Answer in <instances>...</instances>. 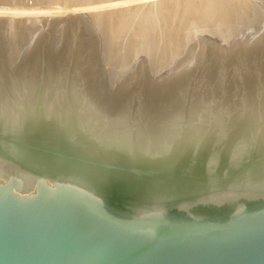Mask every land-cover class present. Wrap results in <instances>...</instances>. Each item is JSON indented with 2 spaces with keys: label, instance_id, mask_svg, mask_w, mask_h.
Returning a JSON list of instances; mask_svg holds the SVG:
<instances>
[{
  "label": "water",
  "instance_id": "obj_1",
  "mask_svg": "<svg viewBox=\"0 0 264 264\" xmlns=\"http://www.w3.org/2000/svg\"><path fill=\"white\" fill-rule=\"evenodd\" d=\"M59 130L0 131V264H264V186L199 191L261 168L252 126L189 138L164 159Z\"/></svg>",
  "mask_w": 264,
  "mask_h": 264
},
{
  "label": "bare ground",
  "instance_id": "obj_2",
  "mask_svg": "<svg viewBox=\"0 0 264 264\" xmlns=\"http://www.w3.org/2000/svg\"><path fill=\"white\" fill-rule=\"evenodd\" d=\"M46 1H48V0H46ZM66 1H68V3L73 2V4H75L76 0H66ZM209 1L206 0V2H209ZM88 2L90 3V1H88ZM206 2L204 1L205 6H203V5L201 7L199 6L200 8L203 7L204 11H203V9H200L197 7L199 10L197 14L200 13L201 17L205 15L204 14L206 11L205 7L208 8L207 6H209L211 1L207 4V6H206ZM222 2H220V3L223 5L224 2L223 3ZM227 2H228V0H227ZM248 2H250V1H248ZM114 3L112 5H115ZM121 3H122V5L124 4L123 2H121ZM121 3L119 2V5ZM245 4H246V2H245ZM245 4H243V5H245ZM83 5L84 6H82V7L85 8L86 3ZM211 5L212 4H210V6ZM97 6H98V4H97ZM216 6H218V5H216ZM224 6L225 5H223V7ZM249 6L251 7V5H249ZM66 7H68V6H66ZM69 7H70L69 8L70 10H73L72 13H70L71 15L67 14L68 23H69L68 32H69L70 36L66 42H68L67 44H69L70 57L68 60V47H67V49L65 48L66 50L63 51V54H61V57L60 56L59 57L53 56V58H50L49 60L57 61V62H55L57 65H60V63H61V65L58 68L54 69V72L52 74L49 72L50 74L44 73L43 76L39 75L40 73L37 75H34V72L31 71V70H34V68L29 67L28 69H25V68L22 69V67L24 66V62L20 61L21 58L17 55V52L16 53L14 52V54H16L17 57L15 55H12L11 54L12 52H11L10 54L12 55V58H11V56H9V62H8V60L6 61L9 64L11 63V65H10L11 68L7 67L5 65L6 64L5 62H4L5 64L3 63L1 56H0V131L3 132L5 130H9V132H10L12 130H17V129H20L22 127L26 128L28 130H32V128L33 129H40V130L41 129H52V128H54V129L59 128L60 129L61 128L62 130L61 131L59 130L60 131L59 133H61V132H62L61 134L65 133V134H63L65 137H68V136L77 137L78 138L77 140L80 143L88 142V140L91 141L93 138L96 140L98 139L99 141H100V139L101 140L104 139V140H107V143L98 144V145H100V147H108V146L113 147V145L115 147L123 146L124 148H126L132 152H143L144 155L150 156L153 159H156L157 157L160 159H164L162 157H159L160 155H162V153L172 155L175 152H179V150L181 148H183L188 143L187 141L189 140V138L192 139V138L198 137L199 135L202 136V135L208 134L210 137H214V138L216 137V139H219L221 136V135H219L220 133L224 135V133L228 131L227 130L228 125L237 126L240 124L246 128L248 126H252V131H249L248 133H251V135H253V134L259 135L260 140L264 143V20H262V17L264 15L261 16L259 13L261 21H259V17H257L259 15L256 16V18H258V19H256V21H259L258 22L259 24L256 26V23H255L256 21L254 20L255 27L253 29H250V31L248 30V32H246L244 34V36H241V37L236 39L237 41L246 42L247 48H248V50H250L247 53L248 55L246 54L247 55L246 59L243 60V59H241L240 56H236V57H238L236 59V57L232 56L234 58L233 59L234 62H231V61L227 62L226 63L227 66H223L222 68H219L218 70L215 68L214 69H208V67H207L208 65L205 64V61L207 59H209V57H211L212 54L204 53L202 60L199 57L198 60L196 59V61H194L192 63V65H190L186 70L183 71V76L186 75L185 77L188 79V82L186 83V85H184L182 93H177L175 99H173L172 102L170 101L171 99H169L170 98L169 95H167V97L165 96L166 94H164V93H166V90L155 91L156 89L154 90V88L152 87L153 91H151V88L149 90V87H148V90L146 89V91H144V92H146V94L142 91L143 95L141 93L139 95V93L136 92V90H138V89H136V87L139 85L131 86V84L133 82L131 83L128 81V83H131V84H129V85L127 84V86H124V88H122V93H120L119 98L116 97L113 100V102L106 103L108 101L109 97L104 95L105 97H107V98H105L107 101L103 102L104 101V98H103V101H102L103 103H102V102H99L101 100L98 101V97H100V96H97V89L95 88V85L93 82V81H95V80H93L94 76L91 77V74H93L92 71L94 69H92V68H91L92 70L90 69L91 66L89 67V64H90L89 59L87 58V56H85L87 54H84V52H83V51H85V48L88 46V43H89L88 39H86L87 36H86L85 27L87 25L89 26L91 23H93L92 25H94V23L97 22L98 20L96 21L94 18H92L95 20V22L91 21V23L89 24L88 20L90 18L88 20H86V18H85V20L87 21L85 23L86 24L88 23V24L86 26H83V22L80 18V14L83 12V11H80V8H82L81 4L79 6L80 8H78V7L76 8V6H75L72 9L73 6L71 7V5ZM252 8H250V10H252ZM258 8H259V6H258ZM55 9H57V7ZM255 9H257V6L254 7V10ZM89 10H91V8ZM193 10H192V12H190V11H188V12L191 13L192 18H195L196 15H195V17H193V15L196 14L197 9H195L196 11L194 13H193ZM209 10H211V7H209V9L207 11H209ZM212 10L209 12V14L207 13L206 16L202 17V20H203V18L207 17L208 15H211L210 13L212 12ZM246 10H248V9H246ZM57 11H59V10H57ZM86 11H88V10H86ZM233 11H234V9H233ZM260 11H262V10H260ZM65 12H63V13H65ZM69 12H71V11H69ZM95 12H96V10H95ZM231 12H232V9H231ZM245 12H244V14H246ZM262 13H264V12H262ZM59 14H61V13H59ZM121 14H120V17H121ZM142 14H143V12H142ZM189 14H187V15H189ZM85 15H84V17H85ZM97 15H98V13H97ZM128 15H130V14H128ZM147 15L149 16V14H147ZM226 15L228 16V13ZM232 15H234V14H232ZM232 15H230V16H232ZM90 16H93V14ZM99 16H101V15H99ZM111 16H112V14H111ZM151 16L153 17V15H151ZM151 16H149V17H151ZM185 16L186 15L184 14V19L188 18V17L185 18ZM240 16L241 15H239V17ZM87 17H88V14H87ZM143 17H146V15H144ZM149 17H148V19H149ZM197 17H199V18H197ZM197 17H196V19H198V20H196L197 21L196 23H198L199 19H201L200 16H197ZM247 17H249V16H247ZM106 18H107V16H106ZM128 19H129V17H128ZM182 19H183V17H182ZM135 20H136V18H135ZM179 20L181 21V19H179ZM193 20L194 19H192V21ZM204 20H206V18ZM218 20H220V19H217V21ZM122 21L125 22L126 19L122 20ZM206 21L208 23V21H210V20L207 19ZM46 22H47V20H46ZM99 22H100V25H102L101 21H99ZM99 22H97V24L95 23L97 25V28L95 25V28L93 27V30H96V29L98 30ZM111 22H112V20H111ZM117 22L119 23V21H117ZM144 22H147V21H144ZM201 22H205V21H200V23ZM213 22L214 21H212V24H213ZM118 23L117 24L115 23V24L118 25ZM182 23H184V22H182ZM115 24L113 27H111L112 25L110 24V22L107 24V25H109V27H108L109 32L108 33L112 32L111 31L112 28H113L112 30H114L115 33H117L116 32L117 28H116ZM126 24H128L127 21H126ZM126 24H124V25L126 26ZM186 24H188V23H186ZM47 25H49V24H47ZM54 25H56V24H54ZM103 25L105 26V24H103ZM154 25H155V23H154ZM184 25H183V27H184ZM225 25H227V24H225ZM196 26H197V24H196ZM110 27H111V29H110ZM149 27H152V26H149ZM230 27H231V25H230ZM252 27H253V25H252ZM90 28H91V25H90ZM115 28H116V30H115ZM145 28L146 27H144L143 30ZM155 28L156 27H154V29ZM245 28L247 29V27H245ZM224 29H225V27H224ZM41 30H43V29H41ZM90 30H92V28ZM90 30H88L89 33H90ZM104 30H105V28H104ZM180 30H181V27H180ZM114 31L110 34L111 37H113L112 34L114 33ZM239 31H241V30H239ZM106 32H107V30H106ZM238 34H239V32H238ZM181 35H183V34H181ZM98 36H100V35H98ZM116 36L117 35H114L115 38H116ZM111 37H109V38H111ZM187 37H188V35H187ZM36 39H37V37H36ZM159 40H161V39H159ZM20 41L22 43L23 40L20 39ZM20 41H18V42H20ZM145 41H143V42H145ZM108 42H113V41H108ZM171 42L173 43V41H171ZM35 43L37 44V53H36V55H34L35 58L29 59V61L32 63H31V65H27V66H32L33 62L35 60H37V61L38 60H40V61L45 60L44 57L47 56V54L44 52L45 38L43 36H41V38L37 42L35 40ZM129 45H131V44H129ZM138 45H139V43H138ZM138 45H137V47H138ZM173 45L174 44H172V47H173ZM8 46H9V44H8ZM21 46H20V48H22L24 46V44L22 47ZM184 46H182V47L184 48ZM18 47L19 46H17V48ZM108 47H110V46H108ZM114 47H115V43H114ZM131 47H133V46H131ZM135 47H133V48H135ZM46 48H48L47 45H46ZM116 49L117 48H115V51H116ZM22 50H23V48H22ZM169 50H170V48H169ZM171 51H170V53H171ZM79 52L80 53L82 52L80 54L81 55L80 57L77 56V53H79ZM104 52H105V50H104ZM127 52H128V50H127ZM135 52H136V50H135ZM128 53H130V52H128ZM231 54H233V53H231ZM179 55H180V53H179ZM115 56H118V55L116 54ZM7 57L3 58V59L6 60ZM126 58H128V56ZM131 58H133V57H131ZM131 58L129 60H131ZM175 58H177V57H175ZM181 58H182V56H181ZM111 59H114V58H111ZM171 59H173V58H171ZM73 61H74V63H73ZM93 61L94 60H92L91 63ZM35 64H36V62L34 63V65ZM116 64H117V62H116ZM171 64H172V61H171ZM161 67H162V65H161ZM179 69H181V68H179ZM24 71H28V72L24 73ZM49 71H50V69H49ZM124 71H126V70H124ZM95 72H96V70H95ZM106 72H107V70H106ZM97 73H99V71ZM138 74H140V72H138ZM143 75H144V73H143ZM178 75H179V73H178ZM130 76H132V75H130ZM136 76L137 75H135L134 78H136ZM129 78L126 79V81L129 80ZM134 78H133V80H134ZM148 78H151V77L148 76ZM95 79L97 80V78H95ZM169 80H170V78H169ZM116 81H118V80H115V82ZM166 82H167V78H166ZM96 83H98V82L96 81ZM107 83L106 84L104 83V84L107 85ZM111 83L113 85V82H111ZM111 83H110V85H111ZM119 83H117V84H119ZM172 84H174V83H172ZM149 85H151V83H149ZM96 86H97V84H96ZM99 87H100V83H99ZM106 87H108V86H106ZM118 88H116V89H118ZM155 88H157V87H155ZM114 89H115V86H114ZM157 90H158V88H157ZM107 92L109 94L110 89ZM107 92H106V94H107ZM112 94L115 97V94H117V93H115V94L112 93ZM172 94H173V92H172ZM99 95H101V94H99ZM161 95L165 96L164 101L158 102L157 103L158 105H154L151 103V101H152V100L150 101L151 98L159 97ZM113 96H111V97H113ZM162 96H161V98H162ZM16 121H18V122H16ZM56 136L58 137V135H56ZM238 140L239 141L236 142V144L234 145V149L232 150L233 157L230 158V160H229L231 163L236 161L237 160L236 156H239L241 154V150L243 148V145L246 142L245 135H240ZM146 142L152 143V144H149L150 147L149 146L145 147L143 145V144H146ZM93 146H95V145H93ZM246 146H247V144H246ZM96 148H98V147L96 146ZM166 157H168V156H166ZM2 161L3 160H0V172L8 170L7 169L8 166L6 165L5 162H2ZM8 172H10V171H7V173ZM215 184H217V183L211 182L209 185L205 184L199 189H201V191L205 192L206 190H210V189H213V187H215V189L212 192H218V191H222V190L228 192L231 189H233V191L237 190V188H240L241 186H244V188L246 186H251V185H255L256 187L257 186H260V187L264 186V160H262L261 168L259 170L254 171L252 168V171H251L248 168L247 169L242 168V169H240V172H238L237 175H235V177L233 179L227 180V182H225L222 185H215ZM260 187H258V188H260ZM153 188H154L153 189L154 192H152V193H154V194H150V196L153 197V200L156 202L157 200L161 199V197L164 196V194H160V193L165 192L166 187H165V185H162V186L160 185L157 187L153 186ZM157 190H159L160 192Z\"/></svg>",
  "mask_w": 264,
  "mask_h": 264
},
{
  "label": "rangeland",
  "instance_id": "obj_3",
  "mask_svg": "<svg viewBox=\"0 0 264 264\" xmlns=\"http://www.w3.org/2000/svg\"><path fill=\"white\" fill-rule=\"evenodd\" d=\"M0 0V56L3 61V63L11 68V63L9 64V56L15 55L14 52H17V55L21 58V62H24V66L22 67L25 69H28L29 67L34 68V70H31L34 72V75H41L43 76L44 73L52 74L54 72V69L58 68L60 65H57L53 60H49L50 58H53V56H60L63 54V51L67 49L68 47V60L70 57V49L67 39H69V32H68V17L72 13L73 10H70L69 6L71 5L72 9L76 6V8H80L84 6L83 4L86 3L85 8H80V11H83L80 14V18L83 22V26H86L88 23L90 24L91 21L95 20L99 22L98 30H93V27L95 28V25L97 22L91 23L90 25L85 27L86 30V39H88L89 43L88 46L85 48L84 54H87V58L89 59V67L90 69H94L92 71L93 74H91V77H93V81L95 88L97 89V96L98 101L102 102L103 98L106 102L107 100L105 98H108L109 102H113V100L120 96V93H122V88L124 86H127V84H131V86L139 85L136 87V92L142 94L146 89L149 90L151 88V91H153V88L155 91H164L166 90L165 96L169 95V99L172 102L173 99H175L177 93H182V90L184 88V85L188 82V79L183 76V71L186 70L196 59L198 60L199 57L203 58L204 53L212 54L209 59L205 61V64H207L208 69H219L223 66H227L226 63L231 61L234 62V58L236 56H240L241 59H246L247 53L250 51L247 48L246 42L237 41L236 39L244 36L248 30L253 29L259 24L258 22L261 21L260 15L263 16L264 13V0H208L210 6H207L209 2H206V0H76L75 4L73 2H69L66 0ZM58 1V2H57ZM90 1V3L88 2ZM107 1V2H106ZM112 1V2H111ZM115 3H114V2ZM204 1L206 2L205 7L206 11L211 7L212 12L211 15H208L206 20L202 17L206 16V14L211 11H205V15L201 17V14L198 13V8H200L202 5H204ZM224 3H223V2ZM250 1V2H248ZM262 1V2H261ZM102 2V3H101ZM104 2V3H103ZM119 2H123L119 5ZM216 2V3H215ZM222 2L223 5L220 3ZM246 2V4H245ZM254 4H253V3ZM115 5H112V4ZM215 3V4H214ZM226 3V4H225ZM253 5H252V4ZM98 4V6H97ZM110 4V5H109ZM172 4V5H171ZM195 4V5H194ZM245 4V5H243ZM258 4V5H257ZM46 5V6H45ZM112 5V6H111ZM122 5V6H121ZM126 5V6H125ZM145 5V6H144ZM218 5V6H216ZM222 5V6H221ZM242 5V6H241ZM251 5V7L249 6ZM257 6V9L254 10V7ZM68 6V7H66ZM103 6V7H102ZM106 6V7H105ZM130 6V7H129ZM153 6V7H152ZM195 6V7H194ZM200 6V7H199ZM240 8H238V7ZM249 6V7H248ZM259 6V8H258ZM261 6V7H260ZM57 7V9H55ZM66 7V8H65ZM102 9H101V8ZM198 7V8H197ZM245 7V8H244ZM253 7V8H252ZM84 8V9H83ZM91 8V10H89ZM157 8V9H156ZM159 8V9H158ZM236 8V9H235ZM252 8V10H250ZM262 8V9H261ZM68 11H67V10ZM101 11H100V10ZM148 9V10H147ZM179 9V10H178ZM194 9V10H193ZM196 14L193 15V17L200 16L201 19H199V22L196 23L198 19L192 18V15L190 12L193 13L196 11ZM203 9L204 8H200ZM220 9V10H219ZM232 9V12H231ZM234 9V11H233ZM248 9V10H246ZM56 10V11H55ZM59 10V11H57ZM88 10V11H86ZM96 10V12H95ZM98 10V11H97ZM103 10V11H102ZM111 10V11H110ZM129 10V11H128ZM138 10V11H137ZM183 10V11H182ZM216 10V11H215ZM246 14H244V12ZM262 10V11H260ZM34 11V12H33ZM66 11V12H65ZM71 11V12H69ZM105 11V12H104ZM134 11V12H133ZM152 11V12H151ZM190 11V12H188ZM229 11V12H228ZM242 11V12H241ZM251 11V12H250ZM255 11V12H254ZM57 14H55V13ZM65 12V13H63ZM95 12V13H94ZM107 12V13H106ZM112 12V13H111ZM127 12V13H126ZM136 12V13H135ZM143 12V14H142ZM148 12V13H147ZM201 12V11H200ZM219 14H218V13ZM228 13V16L226 15ZM249 12V13H248ZM253 12V13H252ZM61 13V14H59ZM86 15H85V14ZM93 16H90L92 15ZM98 13V15H97ZM104 13V14H103ZM118 15H117V14ZM122 13V14H121ZM126 13V14H125ZM145 13V14H144ZM151 13V14H150ZM190 13V14H189ZM192 13V14H193ZM203 13V12H202ZM214 15H213V14ZM217 13V14H216ZM240 13V14H239ZM258 13V14H257ZM260 13V15H259ZM40 14V15H39ZM66 14V15H65ZM83 14V15H82ZM88 14V17H87ZM112 14V16H111ZM121 14V17H120ZM130 14V15H128ZM142 16H141V15ZM153 15V17H149ZM181 14V15H180ZM184 14L186 15V19H184ZM189 14V15H187ZM216 14V15H215ZM232 14H236L235 16ZM249 14V15H248ZM54 15V16H53ZM71 15V14H70ZM83 17H82V16ZM85 15V17H84ZM101 15V16H99ZM114 15V16H113ZM125 15V16H124ZM132 15V16H131ZM146 15V17H143ZM223 15V16H222ZM232 15V16H230ZM239 15H241L239 17ZM251 15V16H250ZM259 15V16H257ZM50 18H49V17ZM107 16V18H106ZM117 16V17H116ZM127 16V17H126ZM136 16V17H135ZM211 16V17H210ZM217 16V17H216ZM222 16V17H221ZM237 16V17H236ZM245 16V17H244ZM249 16V17H247ZM259 17V21H256V18ZM58 17V18H57ZM65 17V18H64ZM119 17V18H118ZM126 17V18H125ZM129 17V19H128ZM149 17V19H148ZM183 17V19H182ZM190 17V18H189ZM209 17V18H208ZM231 17V18H230ZM242 17V18H241ZM252 17V18H251ZM61 18V19H60ZM88 20V23L86 20ZM94 18V19H92ZM97 18V19H96ZM100 18V19H99ZM103 18V19H102ZM105 18V19H104ZM116 18V19H115ZM121 18V19H120ZM123 18V19H122ZM131 18V19H130ZM133 18V19H132ZM136 18V20H135ZM140 18V19H139ZM145 18V19H144ZM165 18V19H164ZM199 18V17H197ZM220 19L217 21V19ZM229 18V19H228ZM249 18V19H248ZM264 16L262 17V20ZM52 19V20H51ZM118 19V20H117ZM127 21L128 24H126V21L123 22L122 20ZM142 19V20H141ZM148 19V20H147ZM179 19H181L182 23ZM190 19V20H189ZM192 19H194L192 21ZM212 19V20H211ZM231 19V20H230ZM238 19V20H237ZM252 19V20H251ZM47 20V22H46ZM50 20V21H49ZM57 22H56V21ZM107 20V21H106ZM112 20V22H111ZM116 22H115V21ZM133 20V21H132ZM161 20V21H160ZM186 20V21H185ZM188 20V21H187ZM226 20V21H225ZM236 20V21H235ZM246 20V21H245ZM254 20L256 21L254 23ZM55 21V22H54ZM114 21V22H113ZM119 21V23L117 22ZM129 21V22H128ZM147 21V22H144ZM157 21V22H156ZM200 21H205L201 22ZM212 21L213 24H212ZM233 21V22H232ZM62 22V23H61ZM110 22L114 26V24L118 23L116 25L117 33H115L114 30L111 29V31H114V35H117L116 38L112 34L113 37H111V33H108V27L107 25ZM123 22V23H122ZM141 22V23H140ZM180 22V23H179ZM193 22V23H192ZM230 22V23H229ZM244 22V23H243ZM250 22V23H249ZM132 23V24H131ZM141 25H140V24ZM143 23V24H142ZM155 23V25H154ZM169 23V24H168ZM171 23V24H170ZM174 23V24H173ZM178 23V24H177ZM182 23V24H181ZM188 23V24H186ZM197 26H196V24ZM232 23V24H231ZM49 24V25H47ZM56 24V25H54ZM65 24V25H64ZM105 24V26L103 25ZM121 24V25H120ZM126 24V26L124 25ZM135 24V25H134ZM151 24V25H150ZM185 24V25H184ZM207 24V25H206ZM223 24V25H222ZM227 24V25H225ZM242 24V25H241ZM46 25V26H45ZM62 25V26H61ZM124 25V26H123ZM184 25V27H183ZM188 25V26H187ZM231 25V27H230ZM253 25V27H252ZM55 26V27H54ZM102 26V27H101ZM119 26V27H118ZM142 26V27H141ZM148 26V27H147ZM152 26V27H149ZM195 26V27H194ZM225 29H224V27ZM227 26V27H226ZM236 26V27H235ZM244 26V27H243ZM42 27V28H41ZM49 27V28H48ZM62 27V28H61ZM123 27V28H122ZM139 27V28H138ZM146 27L144 30L143 28ZM154 27H156L154 29ZM181 27V30H180ZM186 27V28H185ZM191 27V28H190ZM198 27V28H197ZM233 27V28H232ZM235 27V28H234ZM247 27V29L245 28ZM251 27V28H250ZM38 28V29H37ZM89 28V29H88ZM97 28V25H96ZM101 30H100V29ZM105 28V30H104ZM115 28V30H116ZM165 28V29H164ZM171 28V29H170ZM204 28V29H203ZM36 29V30H35ZM43 29V30H41ZM61 29V30H60ZM109 29V30H110ZM119 29V30H118ZM164 29V30H163ZM185 31H184V30ZM227 29V30H226ZM41 30V31H40ZM90 30V33L89 31ZM107 30V32H106ZM125 30V31H124ZM140 30V31H139ZM169 30V31H168ZM175 30V31H174ZM190 30V31H189ZM241 30V31H239ZM40 31V32H39ZM43 31V32H42ZM63 31V32H62ZM131 31V32H130ZM150 31V32H149ZM195 31V32H194ZM209 31V32H208ZM211 31V32H210ZM220 31V32H219ZM38 32V33H37ZM96 32V33H95ZM100 32V33H99ZM141 32V33H140ZM148 32V33H147ZM206 32V33H205ZM239 32V34H238ZM108 33V34H107ZM135 33V34H134ZM147 33V34H146ZM178 33V34H177ZM186 35H185V34ZM191 33V34H190ZM36 34V35H35ZM43 34V35H42ZM183 34V35H181ZM204 34V35H203ZM32 35V36H31ZM100 35V36H98ZM107 35V36H106ZM141 35V36H140ZM151 35V36H150ZM185 35V36H184ZM188 35V37H187ZM203 35V36H202ZM37 39H36V37ZM40 36V37H39ZM43 36L45 38V49L44 52L47 54L45 60H35L33 62L29 61V59L35 58L34 55L37 53V44L35 43ZM93 36V37H92ZM151 38H150V37ZM183 36V37H182ZM191 36V37H190ZM193 36V37H192ZM235 38H234V37ZM238 36V37H237ZM20 37V38H19ZM97 37V38H96ZM111 37V38H109ZM155 37V38H154ZM161 37V38H160ZM175 37V38H174ZM196 37V38H195ZM231 37V38H230ZM31 38V39H30ZM163 38V39H162ZM173 38V39H172ZM182 38V39H181ZM222 38V39H221ZM6 39V40H5ZM8 39V40H7ZM21 40L22 43H21ZM25 39V40H24ZM50 39V40H49ZM112 39V40H111ZM132 39V40H131ZM135 39V40H134ZM139 39V40H138ZM153 39V40H152ZM161 39V40H159ZM169 39V40H168ZM177 41H176V40ZM180 39V40H179ZM197 39V40H196ZM98 40V41H97ZM101 40V41H100ZM104 40V41H103ZM117 40V41H116ZM142 40V41H141ZM146 40V41H145ZM234 40V41H233ZM5 41V42H4ZM20 41V42H18ZM100 41V42H99ZM113 41V42H108ZM115 41V42H114ZM132 41V42H131ZM145 41V42H143ZM152 41V42H151ZM159 41V42H158ZM162 41V42H161ZM173 41V43L171 42ZM48 42V43H47ZM108 42V43H107ZM135 42V43H134ZM141 42V43H140ZM17 43V44H16ZM20 43V44H19ZM50 43V44H49ZM66 43V44H65ZM115 43V47H114ZM127 43V44H126ZM133 43V44H132ZM139 43V45H138ZM152 43V44H151ZM154 43V44H153ZM173 47H172V44ZM191 43V44H190ZM240 43V44H239ZM5 44V45H4ZM9 44V46H8ZM19 44V45H18ZM24 44V46H23ZM98 44V45H97ZM105 44V45H104ZM122 44V45H121ZM131 44V45H129ZM142 44V45H141ZM146 44V45H145ZM166 44V45H165ZM193 44V45H192ZM23 47H22V46ZM46 45L48 48H46ZM126 45V46H125ZM138 45V47H137ZM150 45V46H149ZM156 45V46H155ZM161 47H160V46ZM165 45V46H164ZM178 45V46H177ZM185 45V46H184ZM197 45V46H196ZM238 45V46H237ZM8 46V47H7ZM17 46H19L17 48ZM20 46L23 48H20ZM66 46V47H65ZM104 48H103V47ZM110 46V47H108ZM112 46V47H111ZM118 46V47H117ZM121 46V47H120ZM135 48H133V47ZM155 46V47H154ZM184 46V48L182 47ZM189 46V47H188ZM227 46V47H226ZM7 47V48H6ZM98 47V48H97ZM107 47V48H106ZM114 47V48H113ZM192 47V48H191ZM6 48V49H5ZM20 48V49H19ZM30 48V49H29ZM66 48V49H65ZM115 48L116 51H115ZM133 48V49H132ZM168 48V49H167ZM170 48V50H169ZM229 48V49H228ZM18 51H17V50ZM33 49V50H32ZM128 53L127 52V50ZM132 49V50H131ZM186 49V50H185ZM190 49V50H189ZM223 49V50H222ZM239 49V50H238ZM21 50V51H20ZM32 50V51H31ZM105 50V52H104ZM136 50V52H135ZM138 50V51H137ZM166 50V51H165ZM169 50V51H168ZM172 50V51H171ZM177 50V51H176ZM9 53H8V52ZM99 51V52H98ZM115 51V52H114ZM146 51V52H145ZM149 51V52H148ZM155 51V52H154ZM171 51V53H170ZM175 53H174V52ZM185 51V52H184ZM192 51V52H191ZM197 51V52H196ZM243 51V52H242ZM12 52V53H11ZM19 52V53H18ZM34 52V53H33ZM113 54H112V53ZM134 52V53H133ZM161 52V53H160ZM163 52V53H162ZM166 52V53H165ZM173 52V53H172ZM199 52V53H198ZM12 55H11V54ZM82 53V52H81ZM80 52L77 53V56H81ZM105 55H104V54ZM107 53V54H106ZM121 53V54H120ZM147 53V54H146ZM154 53V54H153ZM160 53V54H159ZM180 53V55H179ZM233 53V54H231ZM8 54V55H7ZM20 54V55H19ZM117 54L118 56H115ZM134 54V55H133ZM163 54V55H162ZM188 54V55H187ZM197 54V55H196ZM247 54V55H246ZM90 55V56H89ZM122 55V56H121ZM125 55V56H124ZM131 55V56H130ZM185 55V56H184ZM8 56V57H7ZM107 56V57H106ZM114 58V59H111ZM114 56V57H113ZM128 56V58H126ZM154 56V57H153ZM158 56V57H157ZM174 56V57H173ZM179 56V57H178ZM182 56V58H181ZM233 56V57H232ZM7 59H3L6 58ZM17 57V56H16ZM103 57V58H102ZM133 57V58H131ZM150 57V58H149ZM153 57V58H152ZM170 57V58H169ZM177 57V58H175ZM198 57V58H197ZM98 58V59H97ZM117 58V59H116ZM122 60H121V59ZM126 58V59H125ZM131 58V60H129ZM136 58V59H135ZM139 58V59H138ZM152 58V59H151ZM165 58V59H164ZM169 58V59H168ZM173 58V59H171ZM222 58V59H221ZM238 57H236L237 59ZM251 58V57H250ZM102 61H101V60ZM134 59V60H133ZM188 59V60H187ZM225 59V60H224ZM8 60V62H6ZM76 60V59H75ZM94 60L92 63L91 61ZM117 60V61H116ZM143 60V61H142ZM162 60V61H161ZM167 60V61H166ZM185 60V61H184ZM187 60V61H186ZM216 60V61H215ZM250 60V59H249ZM19 61V62H20ZM115 61V62H114ZM172 61V64H171ZM182 63H181V62ZM204 61V60H203ZM251 61V60H250ZM36 64L34 65V63ZM99 62V63H98ZM117 62V64H116ZM132 62V63H131ZM46 63V64H45ZM74 63V61H73ZM129 63V64H128ZM133 65H131V64ZM165 65H164V64ZM92 64V65H91ZM119 64V65H118ZM122 64V65H121ZM162 67H161V65ZM187 64V65H186ZM222 64V65H221ZM249 64V63H248ZM57 65V66H56ZM109 65V66H108ZM118 65V66H117ZM125 65V66H124ZM131 65V66H130ZM182 65V66H181ZM130 66V67H129ZM115 67V68H114ZM122 67V68H121ZM178 67V68H177ZM183 67V68H182ZM99 68V69H98ZM105 68V69H104ZM138 68V69H137ZM140 68V69H139ZM181 68V69H179ZM50 69V71H49ZM91 69V70H92ZM121 69V70H120ZM155 69V70H154ZM37 70V71H36ZM96 70V72H95ZM99 73H97L98 71ZM107 70V72H106ZM126 70V71H124ZM138 70V71H137ZM145 70V71H144ZM152 71V72H151ZM157 71V72H156ZM28 71H24L26 73ZM50 72V73H49ZM136 72V73H135ZM140 72V74H138ZM113 73V74H112ZM126 73V74H125ZM131 73V74H130ZM135 73V74H134ZM144 73V75H143ZM172 73V74H171ZM179 73V75H178ZM99 74V75H98ZM101 74V75H100ZM107 74V75H106ZM132 76H130V75ZM167 74V75H166ZM169 74V75H168ZM181 74V75H180ZM97 75V76H96ZM118 75V76H117ZM125 77H124V76ZM136 76V78H134ZM160 77H159V76ZM165 75V76H164ZM174 75V76H173ZM103 76V77H102ZM111 78H110V77ZM151 77V78H148ZM164 76V77H163ZM168 76V77H167ZM171 76V77H170ZM173 76V77H172ZM176 76V77H175ZM121 77V78H120ZM124 77V78H123ZM127 77V78H126ZM131 79H130V78ZM159 77V78H158ZM164 79H163V78ZM97 78V80L95 79ZM119 78V79H118ZM126 81V79H128ZM134 78V80H133ZM167 78V82H166ZM170 78V80H169ZM108 79V80H107ZM124 79V80H123ZM152 79V80H151ZM163 79V80H162ZM99 80V81H98ZM107 80V81H106ZM115 80H118L115 82ZM149 80V81H148ZM162 80V81H161ZM180 80V81H179ZM96 81L98 83H96ZM105 81V82H104ZM122 81V82H121ZM131 82V83H128ZM143 81V82H142ZM152 81V82H151ZM161 81V82H160ZM108 82V83H107ZM113 82V85L112 83ZM115 82V83H114ZM121 84H120V83ZM135 82V83H134ZM145 82V83H144ZM159 82V83H158ZM165 82V83H164ZM170 82V83H169ZM100 83V87H99ZM107 83V85L105 84ZM111 83V85H110ZM119 83V84H117ZM139 83V84H138ZM143 83V84H142ZM151 83V85H149ZM153 83V84H152ZM167 83V84H166ZM174 83V84H172ZM100 88H98L97 86ZM109 84V85H108ZM164 84V85H163ZM103 85V86H102ZM118 85V86H117ZM143 85V86H142ZM170 85V86H169ZM108 86V87H106ZM113 86V87H112ZM115 86V89H114ZM120 86V87H119ZM158 88H155V87ZM172 86V87H171ZM106 89H104V88ZM121 89H119V88ZM153 87V88H152ZM163 87V88H162ZM102 88V89H101ZM118 88V89H116ZM110 93L108 94L107 91ZM140 89V90H139ZM173 89V90H172ZM116 90V91H115ZM119 90V91H118ZM101 91V92H100ZM107 94H106V92ZM113 91V92H112ZM143 91V92H142ZM180 91V92H179ZM115 94V97L112 93ZM119 92V93H118ZM173 92V94H172ZM146 94V92H144ZM169 93V94H168ZM101 94V95H99ZM107 97H105V96ZM110 95V96H109ZM117 95V96H116ZM122 95V94H121ZM143 95V94H142ZM113 96V97H111ZM162 96V95H161ZM154 97L151 98L150 101L154 105H158L157 103L160 101H164L165 96ZM110 99V100H109ZM149 100V99H148ZM154 101V102H153ZM102 102V103H103ZM18 122V121H16ZM94 139V138H93ZM96 140V139H95ZM107 141V140H106ZM147 143L143 144L145 147L149 146ZM141 145V144H140ZM139 145V146H140ZM150 147V146H149ZM12 171V172H11ZM10 172L13 173V170ZM0 180H2L0 178ZM156 186H160L157 185ZM162 186V185H161ZM194 190V189H191ZM201 191V189L199 190Z\"/></svg>",
  "mask_w": 264,
  "mask_h": 264
}]
</instances>
